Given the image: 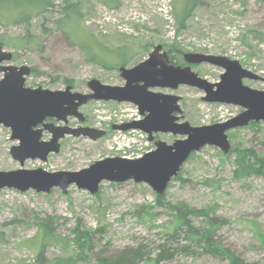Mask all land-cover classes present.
Returning a JSON list of instances; mask_svg holds the SVG:
<instances>
[{"label":"rangeland","instance_id":"1","mask_svg":"<svg viewBox=\"0 0 264 264\" xmlns=\"http://www.w3.org/2000/svg\"><path fill=\"white\" fill-rule=\"evenodd\" d=\"M81 9L82 22L72 29V35L57 29L53 20L60 18V4L55 0L45 12L44 28L34 21L33 33L43 35L41 47L21 51L11 64L28 65L39 74L27 77L26 86L51 90L66 88V79L74 92L90 93L88 82L122 86L125 80L119 68L122 56L119 47L128 46L135 55L127 63L133 67L148 58L153 48L160 44H177V53L203 52L227 56L264 77V41L256 40L249 30L264 33V0H203L187 27L177 31L173 2L175 0H71ZM23 27L0 25V37L23 34ZM248 35L249 46L241 41ZM86 40L89 42L87 43ZM87 44L91 45L86 50ZM6 51L15 49L5 46ZM114 52L108 55L109 52ZM109 56V57H108ZM105 57H108L107 60ZM108 61V62H106ZM193 68L201 77L212 83L220 81L224 69L202 63ZM3 73H0V79ZM252 88L264 90V81L245 79ZM157 92L174 93L182 97L183 121L193 126L211 125L238 115L240 106L203 101L204 91L195 87L180 86L172 91L154 88ZM80 110L85 122L71 118L72 127L88 125L111 130L113 123L143 118L137 107L130 103L90 101ZM56 124V120L48 119ZM256 128L245 126L230 130L232 145L253 148L264 158V122ZM156 136V135H155ZM51 134L44 131L43 140ZM162 134L155 140L172 143L176 138ZM58 153L49 155L46 162L27 159L24 165L15 160L10 149L18 145L11 139V130L0 124V171L43 168L49 172L78 171L93 162L108 157L124 156L155 148L154 142L135 132L120 134L110 132L93 141L83 136H65L60 140ZM215 146H204L193 153L182 166L180 179L173 178L164 192V202H184L191 207H208L225 220L217 230L216 240L248 264H264V172L240 176L236 172L235 156H226ZM100 196L71 185L67 193L59 188L49 193L34 190L21 192L13 188L0 189V264H41L37 252L26 240L38 233L37 221L51 222L57 233L72 236L76 226L93 231V249L85 259L75 264H97L98 254L113 255L127 246L148 244L151 249L165 238L167 226L174 212L166 205L160 206L157 195L146 183L128 180L122 183L104 181ZM165 203V204H166ZM196 222L200 224L201 219ZM59 246L45 248L44 264L62 257ZM160 264H232L224 256H213L199 249L191 255L177 254Z\"/></svg>","mask_w":264,"mask_h":264},{"label":"water","instance_id":"2","mask_svg":"<svg viewBox=\"0 0 264 264\" xmlns=\"http://www.w3.org/2000/svg\"><path fill=\"white\" fill-rule=\"evenodd\" d=\"M13 56V52L6 51L0 44V73H3L0 79V124L10 128L12 140L19 141L18 145L11 147L10 153L21 165L27 159L46 162L51 153L60 151V140L65 136H83L93 141L104 137L105 130L68 124L72 117L83 122L85 115L80 108L92 100L128 102L138 107L143 118L113 124L114 131L141 130L148 134L150 141L157 133L183 137L176 138L171 144L158 140L155 150L141 158L108 157L78 171L49 172L43 168L0 171V189L49 193L59 188L67 193L71 185H76L96 194L104 181L122 183L133 180L148 184L156 194L162 195L194 152L204 146H215L227 154L231 149L229 130L264 121V90L244 84L245 79L264 81V77L227 56L185 53L188 65H174L170 63L168 52L158 44L144 61L133 67L119 68L124 85L112 86L92 79L88 82L90 93L74 92L71 85L63 90L28 87L26 80L32 67L10 64ZM202 63L225 69L220 81L212 83L191 67V64ZM182 85L204 91L202 99L205 102L232 104L240 106L243 111L211 125L193 126L188 121H181L182 97L152 89L177 90ZM44 131L51 134L48 141L42 139Z\"/></svg>","mask_w":264,"mask_h":264},{"label":"trees","instance_id":"3","mask_svg":"<svg viewBox=\"0 0 264 264\" xmlns=\"http://www.w3.org/2000/svg\"><path fill=\"white\" fill-rule=\"evenodd\" d=\"M55 0H0V25L8 27L10 24H17L23 27V34L16 37H0V44L4 47L14 48L13 60H16L17 54L21 51L36 50L41 47L43 35L36 36L33 33L34 21L37 19L40 28H44L45 12L53 6ZM71 0H64L60 5V18H55L57 29L72 35L73 28L80 26L82 22L81 9L77 3ZM203 0H175L173 2V13L178 33L185 29L188 20L193 16L197 7L202 5ZM74 30V29H73ZM250 34L260 41H264V33L259 30H249ZM248 35L243 34L241 41L249 46ZM87 43H89L86 40ZM177 44H167L166 51L170 56L172 63L184 65L183 57L177 53ZM91 45L87 44L86 50H90ZM40 49V48H39ZM118 56H122L120 66H126L130 59L135 55L128 46L119 47ZM114 52H109L108 55ZM109 57V56H108ZM108 57H105L107 60ZM108 62V61H106ZM108 68H119L113 64H103ZM32 74H39L35 68H32ZM70 85L71 79L65 81ZM72 85V84H71ZM259 123L252 122L249 126L256 128ZM231 138V132L229 133ZM234 155L236 172L240 176L261 174L264 172V158L253 148L241 147V145H232L231 150L226 156ZM180 179L179 174L175 177ZM97 195L98 197L100 196ZM157 201L160 206L166 205L169 210L174 212L173 219L167 226L165 238L156 244L153 249L148 244L140 243L137 246H127L113 255L98 254L97 264H160L164 261L173 259L177 254L191 255L201 249L213 256L226 255L232 264H248L242 258L232 253L228 248L223 247L220 241L216 240V232L224 224L225 220L217 216L213 209L208 207H191L184 202L177 204H168L164 202V195H157ZM166 203V204H165ZM201 219L200 224L196 222ZM38 233L32 238L26 240L28 246L37 252L38 262L44 264L45 248L48 245L59 246L63 250L62 257L54 260L57 264H75L77 260L85 259V256L92 251L93 231L81 228L79 225L72 229V236H63L56 232L51 222L42 219L37 221Z\"/></svg>","mask_w":264,"mask_h":264},{"label":"flooded vegetation","instance_id":"4","mask_svg":"<svg viewBox=\"0 0 264 264\" xmlns=\"http://www.w3.org/2000/svg\"><path fill=\"white\" fill-rule=\"evenodd\" d=\"M169 55V54H168ZM184 55H185V53H183V58H184ZM169 58H170V56H169ZM184 61H185V64L184 65H180V66H186V65H188L187 64V62H186V60H185V58H184ZM170 63H172L171 62V60H170ZM172 64H174V63H172ZM174 65H177V64H174ZM197 64H191V67H192V69L193 68H196L195 66H196ZM245 84V83H244ZM171 90V89H170ZM173 91V90H172ZM171 94V93H170ZM174 94V93H173ZM180 96V95H179ZM182 100V99H181ZM180 105H181V101H180ZM181 108H182V106H181ZM183 110V109H182ZM184 112V111H183ZM183 118H184V115H183ZM183 120V119H182ZM110 132H113L112 130H106V136L107 135H109L110 134ZM156 135V136H155ZM160 135H162V134H154V140L152 141V142H154V145H155V142L156 141H158V140H155V137L156 138H158ZM156 147V146H155Z\"/></svg>","mask_w":264,"mask_h":264},{"label":"built area","instance_id":"5","mask_svg":"<svg viewBox=\"0 0 264 264\" xmlns=\"http://www.w3.org/2000/svg\"><path fill=\"white\" fill-rule=\"evenodd\" d=\"M139 135L142 136V137H145V135L143 133H141V132H139ZM144 152H146V150L145 151H142V152L134 153V154H129L127 156L128 157H132V158L140 157V156L143 155Z\"/></svg>","mask_w":264,"mask_h":264}]
</instances>
